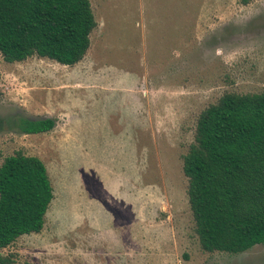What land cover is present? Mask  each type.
Here are the masks:
<instances>
[{"label":"rangeland","instance_id":"374dc122","mask_svg":"<svg viewBox=\"0 0 264 264\" xmlns=\"http://www.w3.org/2000/svg\"><path fill=\"white\" fill-rule=\"evenodd\" d=\"M89 1L96 26L78 63L0 53V164L17 151L39 157L54 195L41 231L0 257L264 264V243L201 248L182 171L203 108L226 91H264V0ZM46 117L55 119L47 132L16 125Z\"/></svg>","mask_w":264,"mask_h":264},{"label":"trees","instance_id":"16d2710c","mask_svg":"<svg viewBox=\"0 0 264 264\" xmlns=\"http://www.w3.org/2000/svg\"><path fill=\"white\" fill-rule=\"evenodd\" d=\"M95 26L89 0H0V53L9 63L36 56L71 66L85 56ZM16 125L42 133L55 119L17 118ZM182 171L203 250L237 254L264 243V91H226L203 108ZM53 196L39 157L7 155L0 164V249L41 231Z\"/></svg>","mask_w":264,"mask_h":264},{"label":"crops","instance_id":"0c3cea01","mask_svg":"<svg viewBox=\"0 0 264 264\" xmlns=\"http://www.w3.org/2000/svg\"><path fill=\"white\" fill-rule=\"evenodd\" d=\"M119 140H120V139H119ZM120 142H121V141H120ZM121 144H124V143L121 142Z\"/></svg>","mask_w":264,"mask_h":264}]
</instances>
